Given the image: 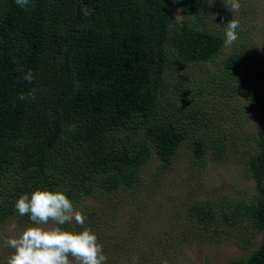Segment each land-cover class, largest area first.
Returning a JSON list of instances; mask_svg holds the SVG:
<instances>
[{
    "label": "trees",
    "instance_id": "trees-1",
    "mask_svg": "<svg viewBox=\"0 0 264 264\" xmlns=\"http://www.w3.org/2000/svg\"><path fill=\"white\" fill-rule=\"evenodd\" d=\"M175 1L183 16L203 8V0ZM223 44L218 35L172 22L167 0H30L27 9L0 0V222L32 225L15 202L37 188L63 192L71 202L128 191L152 157L153 171L167 169L184 140L196 160L205 147L213 154L232 150L216 127L207 131L201 105L208 99L195 80L175 79L170 87L163 80L165 67L202 63ZM223 63L233 74L256 72L249 85L244 81L246 94L264 81V49L252 62L228 56ZM29 70L31 82L23 78ZM212 83L207 95H216L217 80ZM255 141L245 157L254 183L250 199L200 200L186 209L203 227L233 226L240 218L261 233L245 258L227 264H264L263 129ZM112 206L78 211L100 228Z\"/></svg>",
    "mask_w": 264,
    "mask_h": 264
},
{
    "label": "rangeland",
    "instance_id": "rangeland-1",
    "mask_svg": "<svg viewBox=\"0 0 264 264\" xmlns=\"http://www.w3.org/2000/svg\"><path fill=\"white\" fill-rule=\"evenodd\" d=\"M231 2L203 0L198 15L183 16L177 2L167 0L172 22L218 35L223 42L228 21L238 20L239 27L238 39L230 46L223 44L215 55L202 63L165 67L163 80L170 83L169 87L175 79L185 85L187 80L190 85L195 80L208 99L201 105L205 116L209 117L205 120L207 131L216 127L220 134L227 136L232 150L224 146L213 154L211 148L205 147L196 160L191 158L189 143L184 140L167 169L153 171L157 161L152 157L138 172L139 179L132 189L110 197L91 194L72 201L76 210L81 208L87 215L89 210L97 212L113 203V212L105 219L106 225L90 227V222L85 221L75 230L89 228L96 235L107 257L106 264H227L230 260L245 258L258 245L261 233L252 231L246 219L239 218L233 226L215 221L203 227L189 219L186 211L189 205L200 200L245 201L254 194L245 157L257 142V132L264 130V81L256 82L253 87L258 89L246 94L244 81L249 85L250 78H257L256 72L233 74L224 68L223 62L228 56L252 62L264 49V0H239L240 9L236 12L231 11ZM213 79L217 80L216 95H207L213 87ZM230 82L237 84L238 89L224 87ZM169 97L173 98V92ZM30 226L15 219L0 222V264H7L13 251L5 240ZM69 259L71 264H76L71 257Z\"/></svg>",
    "mask_w": 264,
    "mask_h": 264
},
{
    "label": "clouds",
    "instance_id": "clouds-1",
    "mask_svg": "<svg viewBox=\"0 0 264 264\" xmlns=\"http://www.w3.org/2000/svg\"><path fill=\"white\" fill-rule=\"evenodd\" d=\"M15 3L22 9L30 6V0H15ZM230 8L233 12L239 11V0H232ZM226 25L224 46L228 47L238 39L236 30L239 21L231 19ZM23 78L31 82V70ZM34 91L28 95L20 93L18 99L26 100ZM73 129L74 125L69 130ZM15 209L19 215H27L32 226L5 240V244L13 250L7 264H71L69 257L76 264H106L102 245L89 228L77 232L63 227L73 223L83 226L86 220L63 192L37 188L30 195H20ZM11 227L14 229L15 225Z\"/></svg>",
    "mask_w": 264,
    "mask_h": 264
}]
</instances>
